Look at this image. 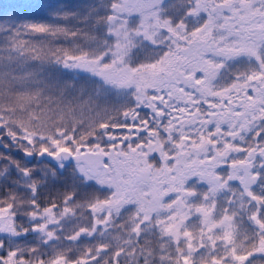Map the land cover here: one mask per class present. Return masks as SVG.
Here are the masks:
<instances>
[{"label":"snow or ice","instance_id":"6c2138e0","mask_svg":"<svg viewBox=\"0 0 264 264\" xmlns=\"http://www.w3.org/2000/svg\"><path fill=\"white\" fill-rule=\"evenodd\" d=\"M0 264H264V0L0 6Z\"/></svg>","mask_w":264,"mask_h":264},{"label":"trees","instance_id":"16d2710c","mask_svg":"<svg viewBox=\"0 0 264 264\" xmlns=\"http://www.w3.org/2000/svg\"><path fill=\"white\" fill-rule=\"evenodd\" d=\"M11 2H12V0H0V6H6Z\"/></svg>","mask_w":264,"mask_h":264}]
</instances>
